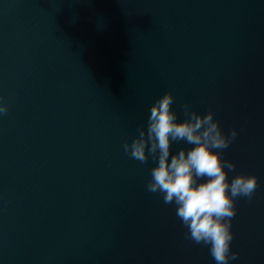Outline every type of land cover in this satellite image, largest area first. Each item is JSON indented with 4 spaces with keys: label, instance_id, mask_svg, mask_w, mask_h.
<instances>
[{
    "label": "water",
    "instance_id": "95a60500",
    "mask_svg": "<svg viewBox=\"0 0 264 264\" xmlns=\"http://www.w3.org/2000/svg\"><path fill=\"white\" fill-rule=\"evenodd\" d=\"M166 93L237 131L230 264H264V0H0V264H215L123 150Z\"/></svg>",
    "mask_w": 264,
    "mask_h": 264
},
{
    "label": "clouds",
    "instance_id": "9594fccd",
    "mask_svg": "<svg viewBox=\"0 0 264 264\" xmlns=\"http://www.w3.org/2000/svg\"><path fill=\"white\" fill-rule=\"evenodd\" d=\"M173 103L171 93L157 99L146 126L137 129L138 135L124 143L123 150L142 164L151 157L155 167L150 169L146 190L159 193L164 204L175 205L187 238L207 246L215 264H230L239 257L231 250L235 204L239 198H253L258 178L237 174L228 179L225 168L234 172L236 166L222 159V153L236 139L235 129L225 134L213 112L200 114L187 103L182 105L184 119L178 122ZM7 111V105L0 102V114ZM173 142L191 147L173 153Z\"/></svg>",
    "mask_w": 264,
    "mask_h": 264
}]
</instances>
